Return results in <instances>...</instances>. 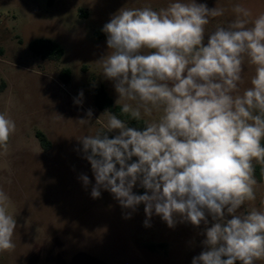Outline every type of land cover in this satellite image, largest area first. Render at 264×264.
<instances>
[{
    "label": "clouds",
    "instance_id": "clouds-1",
    "mask_svg": "<svg viewBox=\"0 0 264 264\" xmlns=\"http://www.w3.org/2000/svg\"><path fill=\"white\" fill-rule=\"evenodd\" d=\"M224 11L172 0L159 10L122 7L114 13L101 29L109 49L98 62L102 75L113 82L116 104L123 101L121 113L136 121L142 113L162 115L138 130L106 111V125L79 139L95 177L93 199L103 189L123 209L135 212L143 204L145 227L153 214L169 228L178 219L205 225L204 250L191 264L264 260V211H240L256 199L254 161L264 165V13L251 18L247 8L234 5L235 19L208 33L205 43V26ZM245 61L255 74L240 93ZM86 115L90 119L92 110ZM15 129L0 113V148L7 149ZM113 130L118 134L109 138ZM80 179L90 184L87 175ZM137 185L144 194L134 193ZM8 202L0 188V252L15 248L17 222Z\"/></svg>",
    "mask_w": 264,
    "mask_h": 264
},
{
    "label": "rangeland",
    "instance_id": "rangeland-1",
    "mask_svg": "<svg viewBox=\"0 0 264 264\" xmlns=\"http://www.w3.org/2000/svg\"><path fill=\"white\" fill-rule=\"evenodd\" d=\"M170 2L0 0V113L16 125L7 149L0 148V188L9 196L8 212L17 222L15 248L0 252V264H191L204 250L203 223L196 227L178 219L169 228L153 214L151 226L145 227L143 204L131 212L103 189L101 197L93 199L95 177L79 141L107 123L104 113L108 110L96 108L95 92L104 88L114 103L118 100L113 82L102 75L98 63L109 53L107 37L96 33L122 7L159 10ZM197 3L225 10L205 26V43L208 33L235 19L234 5L247 8L251 18L264 13V0ZM37 39L60 45L63 57L54 61L35 55L29 45ZM64 69L71 71L68 83L60 76ZM254 74L255 67L245 61L240 93L251 86ZM77 98L82 100L79 105L74 103ZM89 109L93 113L90 119L86 115ZM161 115L154 111L141 117L153 122ZM80 119L89 123L80 124ZM37 131L48 137L50 150L41 147ZM118 131L109 133L115 136ZM256 165L260 164L254 161ZM81 175L88 176L87 187ZM255 179L256 199L246 201L240 211H264V182ZM133 191L144 194L145 189L137 185ZM129 212L131 218L125 219ZM208 219L211 226V217ZM256 264H264V260Z\"/></svg>",
    "mask_w": 264,
    "mask_h": 264
},
{
    "label": "trees",
    "instance_id": "trees-1",
    "mask_svg": "<svg viewBox=\"0 0 264 264\" xmlns=\"http://www.w3.org/2000/svg\"><path fill=\"white\" fill-rule=\"evenodd\" d=\"M102 34L106 35L102 31H98L96 36L101 37ZM29 48L35 55L40 56L42 59L58 61L64 55L63 48L57 43L48 39H37L30 43ZM0 52L2 53V50H0ZM60 76L64 82L68 83L71 77L70 69L62 70ZM95 105L98 110H108L116 114L118 118L124 120L129 127L136 128L138 130H143L145 127L146 121L142 117L140 121H136L131 119L128 114L121 113V105L114 103L104 88H100L95 92ZM107 134L109 138H114L113 134L109 132ZM36 137L44 150H50L51 142L42 131H37ZM135 159L136 158L133 157V160ZM262 168L263 167L261 165H256L254 167V175L259 181L264 182V172H262ZM236 264H240V262L237 261Z\"/></svg>",
    "mask_w": 264,
    "mask_h": 264
}]
</instances>
